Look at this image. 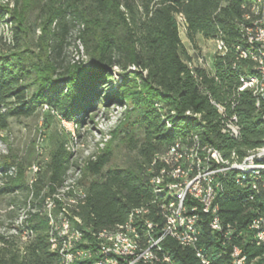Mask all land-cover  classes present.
I'll use <instances>...</instances> for the list:
<instances>
[{
	"label": "trees",
	"instance_id": "trees-1",
	"mask_svg": "<svg viewBox=\"0 0 264 264\" xmlns=\"http://www.w3.org/2000/svg\"><path fill=\"white\" fill-rule=\"evenodd\" d=\"M50 1L58 2L50 13V23L44 26V31H49L51 22L57 21L58 31L53 34L57 35L58 43L52 51L59 53L62 48L69 23L66 15L70 13L72 19L92 24L94 35L84 41L89 61L67 66L57 79L39 75L37 87L29 92L23 84L27 70L0 53V129L8 126L9 118L31 116L42 106L77 125L79 115L87 113L98 97L96 87L101 83L111 84L110 71L112 67H119L123 71L119 89L110 91L106 99L128 102L127 142L136 150L137 157L130 168L114 167L105 171L103 168L110 160L108 150L86 158L78 183L87 174L92 179L83 184L84 196L74 194L70 188L61 192L67 187L66 172L70 167L69 152L61 141L56 143L45 168L37 170L29 180L30 161L0 158V195L24 194L17 206L26 215L24 225L33 231L28 240L21 239L20 229L18 234H0V264H62L61 257L49 249V221L45 210L49 197L55 201L56 208L65 204L67 210L79 217L81 222L73 220V223L87 238L93 231L124 223L131 211L139 207H148L149 212L144 216L160 224L162 217L156 205L162 203V197L153 191L150 183V177L161 166L160 162L152 164L157 154L166 151L176 140L185 141L189 135L197 136L201 144L213 145L225 155L235 151L239 156L261 146L264 139V107L257 108L256 97L250 90L238 91L240 76L256 73L254 61L238 55V47L247 48L240 28L259 15L261 2L49 0L45 5ZM253 4L258 14L252 10ZM10 13L19 25L18 15L0 2V23L6 22ZM245 13H250L249 21L244 19ZM177 15L184 19L189 42L201 36L213 41L220 38L226 43L224 54L214 52L210 70L189 67L192 56L180 39ZM16 28L22 31L21 24ZM16 28L14 38L18 39ZM211 99L225 104L227 111L236 114L240 125L238 138L222 133L219 114ZM188 110L200 113V119L186 115ZM135 130L140 131V137ZM234 176L231 170L220 177L218 212L224 223L246 227L256 209L264 213V188H259L260 193H252L247 186L238 185ZM250 193L254 196L251 200ZM62 196L64 199L72 196L76 202L62 201ZM207 223L203 218L198 222L201 224L199 246L209 255L212 264H229L230 247L223 248ZM246 242L239 237L231 243L243 244L251 258L261 253L260 248ZM163 247L178 264H200L192 248L182 247L170 237L163 239Z\"/></svg>",
	"mask_w": 264,
	"mask_h": 264
},
{
	"label": "bare ground",
	"instance_id": "bare-ground-1",
	"mask_svg": "<svg viewBox=\"0 0 264 264\" xmlns=\"http://www.w3.org/2000/svg\"><path fill=\"white\" fill-rule=\"evenodd\" d=\"M254 1L255 3L261 2L262 8L259 7L261 8L259 15L253 18L251 23L248 24V28H244L243 34L247 48L238 47V55L242 58L252 59L256 73L242 74L238 91L241 86L242 91L250 90L256 97L257 108L262 109L264 107V0ZM252 10L258 14L255 4H253ZM177 16L182 22L184 21L181 15ZM243 16L245 20L248 19L249 21L251 19L250 13H245ZM256 42H261L262 45ZM214 44V52L219 54L226 52L227 46L222 39H215ZM188 64L190 68L202 67L206 70L211 69L209 60L203 56H199L196 61L191 59ZM210 101L219 114L218 119H220L222 133L227 134L231 138H236L238 136L236 125L240 126L236 114L233 113L235 118V123H233L232 116L227 111L225 104L223 105L212 99ZM185 114L200 119V113H192L188 110ZM262 120L264 121V111H262ZM189 140H191V143H189ZM257 155H260L259 165H262L261 170L257 169L253 163L235 165L243 157ZM156 162H160L161 166L158 172L150 177V183L153 191L162 197V203L160 202L161 204H159L160 207H163V212H160L162 217L160 224L158 221L157 223L144 216V214L149 212L148 207H139L131 211L124 223L118 224L113 228L93 231L90 233L91 237L87 238L84 237V233L79 227L77 232H75L76 225L73 220L80 223L79 217L67 210L64 206L65 204L56 208L53 198H47L45 210L49 221V249L61 257L62 264H108L107 262H101V257H96V253L103 255V258L111 261V264H178L176 261L170 262V260H174L173 256L163 247V239L166 237L174 239L182 247L192 248L200 264H212L213 262L209 255L199 246L201 224L199 225L198 222L203 218L202 215H207V209L204 204H197V200L192 198V192H180L177 189H171L193 187L196 179L202 177V175L200 190H204L205 198L214 196L210 216H212L215 228L210 223V220L207 223L214 237L216 238V232L218 237H223L224 246L230 247L229 250L232 252L234 264H256L259 260L264 261V232H262V227H257L253 224V221L247 222L246 227H241L236 223H224L218 212L219 203L216 201L218 191L221 188L220 177L231 170L235 173V182L238 178L241 179V182H247V187H249L251 192L262 188L259 181L264 173V139L261 146L248 150L244 155L239 156L235 151L225 155L221 150L210 144H201L197 136L189 135V138L185 141L176 140L168 146L166 151L157 154L152 164ZM237 184L242 186V183ZM252 193L248 195L250 199L254 198ZM58 194L53 196L58 197ZM74 194L84 196L81 190ZM65 200L69 203L76 202V199L72 196H68L66 199L63 198L62 201ZM184 209L194 211L196 220H191ZM25 218L26 215L18 218L14 230L18 234L20 229L21 238L28 240L33 236V231L28 225H24ZM132 229L138 233L140 239L136 234H131ZM247 233L248 240L242 239V234ZM239 237L245 242L247 241L260 248L261 253L252 258L249 257L247 250L242 247L243 244L231 243L234 238L239 239ZM216 240L220 243V238H216ZM152 242L156 249L149 248ZM198 251H200L201 255H198ZM119 258H134L135 261L119 260ZM228 262L231 264L230 254Z\"/></svg>",
	"mask_w": 264,
	"mask_h": 264
},
{
	"label": "rangeland",
	"instance_id": "rangeland-1",
	"mask_svg": "<svg viewBox=\"0 0 264 264\" xmlns=\"http://www.w3.org/2000/svg\"><path fill=\"white\" fill-rule=\"evenodd\" d=\"M0 2L6 5L10 12L14 11L18 15L22 28V31L16 28L20 24L15 23L11 13L7 15L6 22L0 23V53L8 55L12 62L16 61L27 70L23 84L27 85L29 92L37 87L39 75L45 74L46 77L57 79L67 66L89 61L84 41L94 35L91 22H78L72 19L70 13L67 14L69 23L65 41L57 53L56 50L52 51L58 43L57 35L53 34L58 31L55 25L57 21L51 22L49 31L45 32L44 26L50 23V13L58 2L50 1L49 5L53 2L52 6L45 5L49 0ZM177 22L180 39L192 60L196 61L199 56H203L212 63L214 41L197 36L194 42H189L184 24L178 16ZM15 28L18 39L14 38ZM132 69L133 67H130L129 70L133 71ZM110 72L113 82L105 86L101 83L96 87L98 97L94 98L87 113L79 115L77 125L46 106L38 107L31 116L9 118L8 126L0 129V158L7 161L13 158L30 161L29 180L37 170L45 168L56 143L61 141L69 152L70 160V167L66 172L67 187L61 189V192L70 188L73 193L79 192L83 184L92 179V176L87 174L82 182L78 183L86 158L93 154H99L103 150L109 151L110 160L103 171L114 167L134 166L137 153L127 142L126 135L129 130L126 119L129 115L126 113L128 102L106 99L110 91L119 89L123 71L119 67H112ZM103 81L105 80L101 82ZM135 133L138 137L141 136L139 130H135ZM23 198L22 193L0 195V234L16 233L10 224L16 226L18 218L25 215L23 209L17 206L22 203Z\"/></svg>",
	"mask_w": 264,
	"mask_h": 264
},
{
	"label": "built area",
	"instance_id": "built-area-1",
	"mask_svg": "<svg viewBox=\"0 0 264 264\" xmlns=\"http://www.w3.org/2000/svg\"><path fill=\"white\" fill-rule=\"evenodd\" d=\"M244 28H248V25H241L240 31L242 32V34L244 32ZM256 43H258L259 45H262L261 42H256ZM240 55H247V54H240ZM254 83H255V80H254ZM239 91H242V86L240 87ZM230 115L232 116V122L235 123V118H234V115L231 111H230ZM236 128H238V136H236V138H238L240 135V126L236 125ZM232 152H234V151H231L230 153H232ZM259 156L260 155L243 157V159L239 160V163L235 164V165H244L246 163H253V165H255V167L257 169L261 170L262 165H259ZM235 165H233V166H235ZM185 167H187V166H185ZM202 178H203V175H202V177L197 178L195 181V186H193V187H177V188H171V189H177L180 192H192V198L197 200V204H204V207L207 209V216H203V219L210 220V223L215 228V225L213 224L212 216H210V209H211V204H212L214 196H212V198H205L204 197V190H200V181ZM236 183H242V186H247V182H241L240 178L237 179ZM259 184L262 188H264V177L260 178ZM248 199L251 200L250 198H248ZM157 208H158V212H163V207H160L159 204H157ZM184 211L187 212V214L189 215L191 220H196V216H194V211H188L186 209H184ZM163 215H168V214H163ZM249 221H253V224H255L257 227H262V232H264V213H261L259 208L256 209V214L253 215ZM77 229H78V227L75 226V232H77ZM23 230H24V227H23ZM248 233L242 234V239L248 240ZM131 234H136V236L138 237V233L133 231V229L131 230ZM216 238H220V244L223 247H227V246H224V244H223V237H218L217 232H216ZM149 248H155L156 249L153 242H152V244L149 245ZM126 249H128V248H126ZM229 254L231 255V264H234L232 261V252L230 250H229ZM198 255H201L200 251H198ZM96 257H101V262H107L108 264H111V261L105 260L103 258V255H98L96 253ZM119 260L135 261L134 258H132V259H120L119 258ZM174 261L175 260H170V262H174Z\"/></svg>",
	"mask_w": 264,
	"mask_h": 264
}]
</instances>
